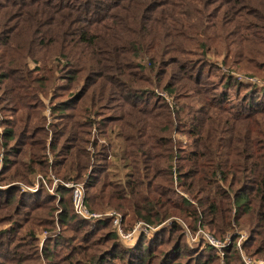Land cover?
<instances>
[{
    "label": "trees",
    "instance_id": "1",
    "mask_svg": "<svg viewBox=\"0 0 264 264\" xmlns=\"http://www.w3.org/2000/svg\"><path fill=\"white\" fill-rule=\"evenodd\" d=\"M190 5L208 11L212 26L196 23V16L202 17L198 12L188 17L185 9ZM249 8L261 14L254 16ZM237 11L239 18L231 21ZM214 14L215 6L206 0H0L1 85L11 75L38 79L36 83H43L40 94L54 92L55 99L54 122L48 126L37 107L30 111L25 105L28 97L34 99L29 104L33 107L42 102L28 94L33 85L17 79L0 90V106H13L0 149L7 152L6 167L28 158L37 169L53 170L67 182L95 169L85 183L84 204L91 214L113 207L125 220L158 226L181 213L190 225L199 223L214 235L239 236L237 228L248 231L253 251L264 255V89L233 102L232 92L234 97L241 92L231 76L215 85L205 71L212 66L204 60L178 58L207 57L209 51L216 54L211 47L220 48L231 74L252 65L260 70L262 62L256 61L260 57L264 62V0H232L222 8L224 24L213 22ZM64 20L63 28L59 25ZM30 62L41 75L33 78ZM57 72L70 86L57 84ZM205 112L208 116H202ZM176 128H186L180 134L193 139L189 152H175ZM92 134L105 139L98 150L102 159L86 152ZM53 142L57 158L51 163L40 158L39 146L32 147ZM94 146L99 147L97 142ZM115 153L131 172L125 184L110 179L112 164L102 169ZM16 192H0V202L8 204ZM58 194L64 207L59 221L66 228L94 231L108 226L110 218L74 214L70 189L61 186ZM45 195L49 197L43 199ZM26 197L19 196L20 206H41L58 196L40 191ZM113 230L118 237V229ZM176 230L175 223L163 231L170 235ZM81 239L87 241L86 234ZM160 247L162 243L142 246L136 259L149 264L156 254L165 257ZM178 252L170 246L167 263L176 262ZM105 262L95 257L93 264Z\"/></svg>",
    "mask_w": 264,
    "mask_h": 264
},
{
    "label": "rangeland",
    "instance_id": "2",
    "mask_svg": "<svg viewBox=\"0 0 264 264\" xmlns=\"http://www.w3.org/2000/svg\"><path fill=\"white\" fill-rule=\"evenodd\" d=\"M206 2L210 7L215 6L213 22L217 21L220 24H224L222 19V8L230 4L232 0H226L224 3H220L217 0H206ZM189 8L193 9L188 10ZM197 12L202 17L196 16V23L200 21L204 26H212L211 17L213 16L210 15L208 11H202V8L196 5H190L185 9V14H188V17ZM249 13L254 16H259L261 14L258 9L254 8H249ZM238 18L239 12L237 11L231 18V21L237 20ZM260 20H262V18H256L255 22H261ZM231 21L229 22V26L233 29L234 25ZM59 26L64 28L65 20L61 22ZM225 28L230 31L227 27ZM193 30L194 29H191V32ZM203 31L204 28L200 29L198 32L202 33ZM176 32L181 33L180 30ZM201 36L202 34L198 37ZM195 47L197 49V45H195ZM211 49H213L216 54H213V51H209L207 57L185 54L180 55L178 58L179 60L188 57L194 58L195 60H204V64L212 66V68L206 67L205 71H209V75L212 78L211 82L215 85H220L225 82L226 77L231 76L232 82L239 87L241 92V95L237 97H234V93L232 92L233 102H235L238 97L244 98L250 95L253 90L264 89V62L261 60L262 58L259 57L256 61L257 65L259 62H262L260 63L262 64L260 70H255L253 68L255 66L252 65V67L247 70L243 68L241 71L235 70L233 74H231V71L227 69L228 67L224 66L225 63L223 60L225 55L222 53V50L220 48L216 50V48L213 47H211ZM52 62L55 65L58 63V61L53 60ZM61 62L66 63L63 59ZM65 63L63 65H65ZM29 68L33 78H35L36 75H41L32 62H30ZM171 71L170 68L167 69L168 74L171 73ZM249 73H251V75H247ZM52 74L53 72L49 75ZM55 76L58 78L56 82L59 86L62 84L70 86L69 83H65L68 82L67 80H62L61 82L58 72L55 73ZM214 76H217V78H214ZM10 77L14 76L11 75ZM10 77L6 79L3 85L1 84L4 80H0V90H3L4 87L15 85V80L17 79H23L22 83H26L27 86L33 85L31 92L28 94H35L34 97L39 96L42 102L33 107V105L29 104L34 102V99L29 100L28 97V99L25 100V105L30 111L35 110L34 108L37 107L36 110L47 117V125L50 126L55 118L52 111V103L55 102L53 97L54 92L48 96L40 94V92H42L43 83L41 81L36 83L38 79H25L16 76L14 78ZM151 92H155L156 95L161 94V91H157V89L154 90L153 88H151ZM162 96L163 100H168L167 96L164 94H162ZM170 102L172 101L170 100ZM1 103L0 149L4 147V130L6 125L10 123L8 116L11 117L12 112L10 111L13 110V106L7 105L4 102ZM142 106L143 105L140 107ZM113 108V105H111V109ZM103 113H105V111ZM202 116H208V112H205ZM176 129L179 133H175L178 143L175 147V152L179 153L185 150L189 152L192 149L193 139L189 136L180 134L181 132H185L186 128ZM48 130L51 134V128ZM37 138H39V134ZM88 140H90V142L85 147L87 154L90 157L97 156L102 159L103 155L98 150L100 146L104 144L105 139L100 135H94L93 138L92 134ZM95 142H97L99 146L96 150L94 146ZM43 144L44 145L33 144L32 147L39 146L41 148L40 158L48 159L51 163L54 158H57L54 151L56 145L54 142ZM122 145L121 143L118 147H115L116 151H119ZM6 154L7 152H5V150H0V192L9 194L14 189V191H20L21 194L27 195L26 198L31 199L36 197L40 191H46L52 198L55 196L58 197L52 199V202L49 200L37 207H32V205L20 206L18 204V199L21 194L16 192L14 194L15 198L13 197L8 204L0 202V264H93L95 257L106 258L105 264H141L142 262L136 259L138 256V249L142 246L145 248L146 245L151 246L160 243L163 245V247H160V250H164L167 255L164 257L161 254H156L150 258L149 264H264V255L254 252L255 245L251 246V243L248 242L250 237L248 231L238 230L237 228L235 233L239 234V236L231 234L223 236L214 235L208 227L202 226L199 223H192L190 225L188 220H186L181 213L171 217L167 222L155 226L148 225V223L139 219L136 220L137 222L130 221L129 219L125 220L123 214L117 208L108 207L104 211L95 212L103 217V219L110 218L112 220V226L111 220H109L107 227H102L94 231H89L88 228L85 230L68 229L59 221L60 217L58 212L62 211L64 207L62 203L60 205L61 197L58 191L61 186L70 189L72 193L71 202L74 205L73 186H82L86 195L85 183L87 182L88 175L95 169L90 170L88 175L83 176V178L77 180V182H67L58 178L56 172L53 170L41 171V168L37 169L36 164L28 162V158H20L18 161L15 160L7 164L8 167H6ZM109 154L108 152V155ZM107 159L108 161L104 163V167L98 168L104 169L107 164H112L111 169L108 171L111 174L110 179L116 185L125 184L130 179L129 177L131 174L130 169L126 167V161H123L118 153L110 155ZM93 162L95 163L96 160ZM16 170H18L19 174L14 172ZM184 195L188 198V194L185 193ZM48 197L45 195L43 199ZM40 202L43 201L38 199V203ZM27 206L33 209L39 207V209L33 212V209L31 211L26 209ZM72 211L75 214L74 206L72 207ZM116 217H119L125 234L133 235L131 239L123 240L121 237H117L116 234H114L113 229L115 228V230H117L114 224ZM39 223L40 225H38ZM175 223L179 230H176L170 235L165 234L163 230ZM84 234H86L87 241L81 242V238ZM236 237L237 240H235ZM170 246H174V248L179 250V252L175 254L178 259L176 262L171 261L167 263V261H169L167 260V256L170 254ZM141 257H143V254H141Z\"/></svg>",
    "mask_w": 264,
    "mask_h": 264
},
{
    "label": "built area",
    "instance_id": "3",
    "mask_svg": "<svg viewBox=\"0 0 264 264\" xmlns=\"http://www.w3.org/2000/svg\"><path fill=\"white\" fill-rule=\"evenodd\" d=\"M72 187L71 185H68ZM85 193L82 186L77 185L73 186V202L76 212L85 219H95L101 220V217L98 214H91L84 204ZM110 217V216H109ZM115 227L118 229V234L123 240L131 239L133 235L125 234V231L121 228V223L119 217H116L114 220Z\"/></svg>",
    "mask_w": 264,
    "mask_h": 264
}]
</instances>
